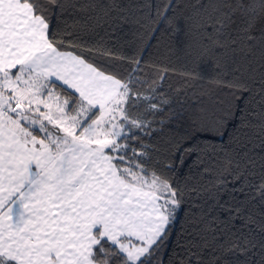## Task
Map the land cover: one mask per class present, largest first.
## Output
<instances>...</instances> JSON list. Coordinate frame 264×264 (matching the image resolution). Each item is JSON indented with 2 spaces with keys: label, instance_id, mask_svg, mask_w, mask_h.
Listing matches in <instances>:
<instances>
[{
  "label": "snow or ice",
  "instance_id": "6c2138e0",
  "mask_svg": "<svg viewBox=\"0 0 264 264\" xmlns=\"http://www.w3.org/2000/svg\"><path fill=\"white\" fill-rule=\"evenodd\" d=\"M0 264H264V0H0Z\"/></svg>",
  "mask_w": 264,
  "mask_h": 264
}]
</instances>
